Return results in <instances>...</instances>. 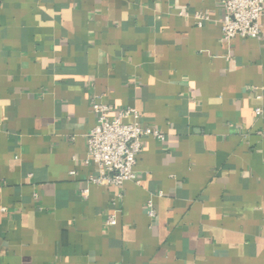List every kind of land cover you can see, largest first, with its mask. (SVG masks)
Here are the masks:
<instances>
[{
    "label": "crops",
    "instance_id": "crops-1",
    "mask_svg": "<svg viewBox=\"0 0 264 264\" xmlns=\"http://www.w3.org/2000/svg\"><path fill=\"white\" fill-rule=\"evenodd\" d=\"M222 1L0 0V264H264V33L224 40ZM94 101L164 135L121 188Z\"/></svg>",
    "mask_w": 264,
    "mask_h": 264
},
{
    "label": "built area",
    "instance_id": "built-area-1",
    "mask_svg": "<svg viewBox=\"0 0 264 264\" xmlns=\"http://www.w3.org/2000/svg\"><path fill=\"white\" fill-rule=\"evenodd\" d=\"M221 34L224 40L235 37L260 39L264 33V0H223ZM192 16L197 26L210 19L209 12L195 11ZM260 96H257L259 98ZM96 114L95 125L86 135L87 161L98 169L91 181L99 185L121 188L125 181L136 180L134 165L147 136L164 140V135L149 126H142L139 113L134 108L114 110L110 105L94 101L91 105ZM114 112V113H113ZM256 116L264 114V108L254 109ZM264 138V132L257 131ZM147 214H156L151 199L146 202ZM107 225H114V215L106 218Z\"/></svg>",
    "mask_w": 264,
    "mask_h": 264
}]
</instances>
